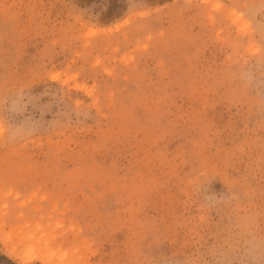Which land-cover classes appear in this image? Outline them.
I'll return each instance as SVG.
<instances>
[{"label": "rangeland", "instance_id": "1", "mask_svg": "<svg viewBox=\"0 0 264 264\" xmlns=\"http://www.w3.org/2000/svg\"><path fill=\"white\" fill-rule=\"evenodd\" d=\"M17 226L45 264H264V0H0V254L43 264Z\"/></svg>", "mask_w": 264, "mask_h": 264}, {"label": "bare ground", "instance_id": "2", "mask_svg": "<svg viewBox=\"0 0 264 264\" xmlns=\"http://www.w3.org/2000/svg\"><path fill=\"white\" fill-rule=\"evenodd\" d=\"M15 228H13L15 231L12 229L13 232L8 234L12 248L18 250L17 252L20 251V255L25 256L29 262L41 260L45 264L42 256L49 250V239L41 235L38 229L18 228V226Z\"/></svg>", "mask_w": 264, "mask_h": 264}, {"label": "trees", "instance_id": "3", "mask_svg": "<svg viewBox=\"0 0 264 264\" xmlns=\"http://www.w3.org/2000/svg\"><path fill=\"white\" fill-rule=\"evenodd\" d=\"M0 264H16V263H14L8 257L0 254ZM36 264H39V263H36Z\"/></svg>", "mask_w": 264, "mask_h": 264}]
</instances>
